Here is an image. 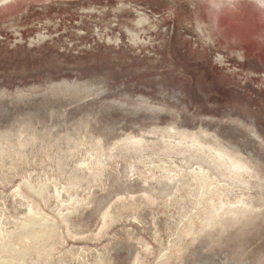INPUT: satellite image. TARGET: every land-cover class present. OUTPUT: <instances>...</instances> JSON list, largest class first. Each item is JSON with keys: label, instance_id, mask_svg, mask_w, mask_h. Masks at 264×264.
<instances>
[{"label": "rangeland", "instance_id": "obj_1", "mask_svg": "<svg viewBox=\"0 0 264 264\" xmlns=\"http://www.w3.org/2000/svg\"><path fill=\"white\" fill-rule=\"evenodd\" d=\"M2 2L0 263L264 264V0Z\"/></svg>", "mask_w": 264, "mask_h": 264}, {"label": "bare ground", "instance_id": "obj_2", "mask_svg": "<svg viewBox=\"0 0 264 264\" xmlns=\"http://www.w3.org/2000/svg\"><path fill=\"white\" fill-rule=\"evenodd\" d=\"M3 2H5V1H7V0H2ZM2 2V3H3ZM26 11V10H25ZM15 18V17H14ZM134 22V21H133ZM191 23V22H190ZM5 24V23H4ZM12 24V23H11ZM25 24H27V23H25ZM33 25V24H32ZM54 25V24H53ZM198 25V24H197ZM196 25V26H197ZM28 26V25H27ZM199 26V25H198ZM205 26V25H204ZM26 28V27H25ZM17 30V29H16ZM20 33V32H19ZM203 33V32H202ZM208 35V34H207ZM206 38V37H205ZM210 38V37H209ZM46 40V39H45ZM207 40V39H206ZM211 40V39H210ZM219 43V42H218ZM206 50V49H205ZM204 51V50H203ZM206 53V52H205ZM202 54V53H201ZM208 54V53H207ZM198 55V54H197ZM200 56V55H199ZM224 56V55H223ZM240 56V55H239ZM239 56H237V57H239ZM210 57V56H209ZM214 58V57H213ZM242 59V58H241ZM224 60V59H223ZM239 63V62H238ZM226 64V63H225ZM221 69V68H220ZM232 70V69H231ZM236 70V69H235ZM233 71V70H232ZM230 72V71H229ZM247 72H249V70L247 71ZM227 73V72H226ZM261 73V72H260ZM264 73V72H263ZM230 74V73H229ZM226 75V74H225ZM238 76V75H237ZM260 76V75H259ZM244 77V76H243ZM263 77V76H262ZM260 78V77H259ZM263 79V78H262ZM235 80V79H234ZM236 81H237V79H236ZM240 84H241V82H240ZM179 133V132H178ZM181 135V134H180ZM195 135V134H194ZM174 136H175V134H174ZM177 136V135H176ZM175 136V137H176ZM179 136V135H178ZM182 137H181V140H184V141H187V142H190V144L191 145H193V146H196V147H198L199 145H201L200 144V142H199V138H196L195 139V137H191V136H189V134H185V133H182V135H181ZM198 136V135H197ZM128 137V136H127ZM129 137H131V136H129ZM171 137V136H170ZM132 138V137H131ZM135 138V137H134ZM137 138V137H136ZM139 139V138H138ZM140 140V139H139ZM210 140H211V138H210ZM209 140V141H210ZM133 141V140H132ZM135 141V140H134ZM212 141V140H211ZM129 142V141H128ZM136 142H139V141H136ZM125 143V142H124ZM141 143V142H140ZM182 143V142H181ZM212 144L211 145H213V142H211ZM186 144V143H185ZM209 144V143H208ZM214 144H216V143H214ZM218 144V143H217ZM216 144V145H217ZM122 145V144H121ZM126 145H127V143H126ZM135 145V144H134ZM184 145V144H183ZM190 145V146H191ZM215 145V146H216ZM220 145V144H219ZM207 146V145H206ZM211 148H209V150L212 152V155H213V158H215L216 159V161L218 160V161H221L220 162V165H222V164H224L223 162H225L226 164H228V167H229V169L232 171V172H234V173H240L242 170H243V172H244V170L246 171L247 170V167H246V165L244 164V163H242L241 161H239L238 159H239V157H238V159H236L237 157H236V155H235V157L233 156H231V155H229L227 152H229V151H227L226 152V150H223V149H225V148H223V149H221L220 148V146L219 147H213V146H210ZM193 148V147H192ZM193 149H196V148H193ZM199 149V148H198ZM208 149V148H207ZM200 150V149H199ZM204 150V149H203ZM209 150L207 151V150H205V151H207L208 153H210L211 154V152H209ZM204 151V152H205ZM201 152H203V151H201ZM231 152V151H230ZM207 153V154H208ZM235 154V153H234ZM233 154V155H234ZM237 156H239V155H237ZM242 158V157H241ZM240 158V159H241ZM214 159V160H215ZM243 159V158H242ZM243 161V160H242ZM248 161V160H247ZM223 166V165H222ZM226 166V165H225ZM227 167V166H226ZM249 168V167H248ZM253 168V167H252ZM249 170V169H248ZM250 171V170H249ZM251 171H253V170H251ZM247 172L248 171H246L245 173H246V175H247ZM232 174V173H231ZM238 177H239V175H238ZM202 178V177H201ZM248 207V206H247ZM242 208V207H241ZM234 210H235V208H233ZM237 209V208H236ZM217 216H215V215H211V218H210V221H209V223L208 224H211V223H215L216 221H215V218H216ZM205 221V220H204ZM207 223V222H206ZM45 224V223H44ZM44 226V225H43ZM31 227V226H30ZM33 229V228H32ZM31 229V230H32ZM30 230V231H31ZM44 232V231H43ZM43 234H45V233H43ZM16 240V239H15ZM26 240V239H25ZM39 244V243H38ZM12 247V246H11ZM14 251V250H13ZM23 251V250H22ZM20 253V252H19ZM4 262V261H3ZM1 264V263H0Z\"/></svg>", "mask_w": 264, "mask_h": 264}, {"label": "snow or ice", "instance_id": "obj_3", "mask_svg": "<svg viewBox=\"0 0 264 264\" xmlns=\"http://www.w3.org/2000/svg\"><path fill=\"white\" fill-rule=\"evenodd\" d=\"M215 6V5H214Z\"/></svg>", "mask_w": 264, "mask_h": 264}]
</instances>
